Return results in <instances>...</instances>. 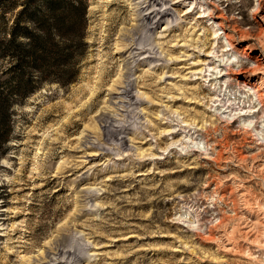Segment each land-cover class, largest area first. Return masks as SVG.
<instances>
[{
	"label": "rangeland",
	"instance_id": "374dc122",
	"mask_svg": "<svg viewBox=\"0 0 264 264\" xmlns=\"http://www.w3.org/2000/svg\"><path fill=\"white\" fill-rule=\"evenodd\" d=\"M74 1L0 0V264H264V0Z\"/></svg>",
	"mask_w": 264,
	"mask_h": 264
},
{
	"label": "bare ground",
	"instance_id": "6f19581e",
	"mask_svg": "<svg viewBox=\"0 0 264 264\" xmlns=\"http://www.w3.org/2000/svg\"><path fill=\"white\" fill-rule=\"evenodd\" d=\"M161 2H162V0H143L142 2L139 1V2L136 3L137 4V14H138V17L140 16L139 19H141L142 22L145 23V26H146L147 30H149V31L153 27L152 25H153V22H155L154 21L155 17L158 16V15H161V14L162 15L166 14V12L161 11V10L159 11V9L157 10L155 8ZM259 4H260V0L258 1V5ZM208 16H210V18H213L212 15H210V13H209ZM138 17H137V19H138ZM218 25H219L220 28H222V26H221L220 23H218ZM224 37L226 39L227 45H229V46H231L233 48V44L231 42V37L228 34H226V33L224 34ZM246 59L248 61L254 62L255 65H257V67L254 68V71L251 72V74H252V79H254V81H256V84H257V88L254 89V95L256 96L258 103L261 104L263 102L262 100L264 99V69H263L264 66L262 65L263 66L262 67L261 66V63L264 60H262V59H260L258 57H255L254 58V57H250V56L246 57ZM245 82H244V84L246 86H248L249 88H253L254 87L253 84H250V82L248 84L245 83ZM130 93H131V89L130 88L124 90V92H123V94H125V95H129ZM100 118H102V116ZM102 120H104V119H102ZM263 128L261 126V128H259V130H256L255 131V134L258 135V136H260L262 134ZM107 133L110 134V135H114L115 131L108 128L107 129Z\"/></svg>",
	"mask_w": 264,
	"mask_h": 264
},
{
	"label": "trees",
	"instance_id": "16d2710c",
	"mask_svg": "<svg viewBox=\"0 0 264 264\" xmlns=\"http://www.w3.org/2000/svg\"><path fill=\"white\" fill-rule=\"evenodd\" d=\"M54 2L55 0H46L47 10H52L54 8ZM74 2L76 3V6H79L81 8L84 14L85 5L83 4V1L79 2L76 0ZM72 6H74L73 3H72ZM15 23L16 24L12 26L11 31L7 33L8 37H4V39L2 40L3 41L2 43L6 47V50H8L11 47L17 48V50L14 53V57L16 58L15 59L16 62L20 65L23 63H27L28 61L38 60L40 57H43L47 53L43 42L40 41L37 37L34 38V37L28 36L27 27L25 26L20 27L18 26L17 22ZM20 29H23V31H20ZM20 34L24 36L27 35L26 37L30 38L29 43H26L29 45L27 49L22 48L26 45L25 43L18 41V37ZM8 79L10 78H7L5 81H8Z\"/></svg>",
	"mask_w": 264,
	"mask_h": 264
}]
</instances>
